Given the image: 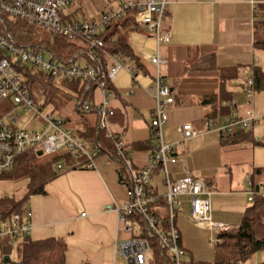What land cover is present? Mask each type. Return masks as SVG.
Segmentation results:
<instances>
[{
  "label": "crops",
  "instance_id": "0c3cea01",
  "mask_svg": "<svg viewBox=\"0 0 264 264\" xmlns=\"http://www.w3.org/2000/svg\"><path fill=\"white\" fill-rule=\"evenodd\" d=\"M123 1L126 0H79L63 13L67 20H100L104 11ZM166 9L168 17L163 27L171 31V40L161 45L132 14L134 28L127 32V39L144 71L137 69V59L124 56L135 71L123 68L111 82L114 113L109 118V128L123 137L135 167L149 164L157 142L151 128L157 100L150 87L156 85L158 74V67L150 58L159 52L166 60L159 66V72L174 97L164 125L167 134L164 140L177 144L181 140V126L186 122H191L197 131L194 137L175 148L173 154L177 161L169 163V171L174 178L188 173L204 178L212 194L213 221L222 229L236 230L250 205L239 200L240 194L250 192L247 197L250 201L251 175L257 168L264 169L254 159L259 151L257 146L264 148V138L261 140L258 133L264 121L235 133H223L221 129L232 115L247 117L251 112L264 113V94L257 93L255 109L242 101L241 95L254 69L264 70V49L258 55L255 46L259 38H264V0H167ZM80 59L77 61L80 64L92 63L86 58ZM96 92L100 94L98 101ZM75 100L71 111L76 117L72 119L67 113L66 117L59 118L63 121L68 118L64 125L92 149L97 141L91 142L79 135L87 133L89 125L98 126V116L80 114L74 107ZM101 100V91L96 89L95 104ZM240 153L248 157L238 159ZM120 169V163L102 151L95 158V167L79 165L61 170L45 186L46 193L34 194L28 199L27 208L31 212L28 235L33 240L55 238L65 244V264H120L119 255L129 264L119 244L138 231L135 229L133 234L124 231L117 212L106 209L108 204L121 205L128 200L126 173L120 174ZM163 179L160 172L153 176L151 185L157 192L167 190ZM255 182L262 185L264 173L255 177ZM181 198L183 205L176 225L182 246L189 260L204 261L195 260L184 243L180 224L195 222L189 218V197ZM197 226L209 228L203 224ZM213 229L222 230L216 226Z\"/></svg>",
  "mask_w": 264,
  "mask_h": 264
},
{
  "label": "built area",
  "instance_id": "2783aa9c",
  "mask_svg": "<svg viewBox=\"0 0 264 264\" xmlns=\"http://www.w3.org/2000/svg\"><path fill=\"white\" fill-rule=\"evenodd\" d=\"M79 0H0V101L8 100L12 110L0 114V174L12 170L20 155L32 148H38L46 154L70 153L77 165L85 160L87 167H95V158L103 151L101 143L97 142L92 149L68 129L61 118L53 114H43V107L34 100L29 86L23 77L20 67L24 64L34 66L57 79L80 80L87 89L96 85L102 94V100L97 104L79 102L76 104L87 114L98 116V129L104 130L107 137L112 139L117 151V159L126 170L127 202L108 204L107 210L117 212L124 231L133 234L136 227L138 233L132 238L119 244L122 255L129 264H151L153 249L150 238H157L160 246L165 250L164 256L170 264H195L187 258L186 249L182 246L180 231L176 225V218L183 205L181 196H188L190 200L189 218L197 224L207 225L209 228L222 229L212 219L211 192L207 190L204 178L187 174L174 178L168 168L170 162H176L173 152L185 141L197 134L191 122L181 126V140L177 144L166 143L163 137V127L169 118L168 109L174 102L170 86L159 72V66L166 60L157 52L151 56V62L158 67L156 85L150 87L155 93L156 107L152 111L151 128L157 140L152 157L148 165L135 167L129 156V149L119 134L109 128V118L113 115V90L108 82L123 68L135 71L128 65L125 57L104 51L107 57L106 65L101 61L104 42L99 37L102 31L112 22L125 15L128 10L133 14L138 24H143L155 38L158 45L171 40V31L164 29V22L168 17L167 0H144L134 2L126 0L117 7H111L101 14L100 20H67L64 9ZM7 20H22L30 25L41 26L54 34H62L70 39L82 40L86 48L74 55L73 59L62 60L52 52V56L44 53L40 45L22 44L9 30ZM103 28V29H101ZM80 53L92 63L80 64L76 60ZM255 80L253 75L247 80L245 91L250 100L254 101ZM30 113L29 119L22 120L17 111ZM41 116L45 127L31 126V118ZM264 120V115L255 112L247 117L232 115L227 118L221 129L223 133H232L238 129L250 127L253 123ZM209 123H212L210 120ZM64 151V152H65ZM63 165L59 163L57 169ZM162 173L163 183L167 190L157 192L151 182L155 173ZM258 192L264 196V184L259 186ZM254 192L249 197L252 201ZM164 201L163 205L159 201ZM165 209L166 211H164ZM85 215V213H82ZM29 211L24 218L20 213L4 222H0V242L11 238L14 245L17 239L29 234L31 222ZM218 238L214 241L216 243ZM113 264H116L113 262Z\"/></svg>",
  "mask_w": 264,
  "mask_h": 264
},
{
  "label": "trees",
  "instance_id": "16d2710c",
  "mask_svg": "<svg viewBox=\"0 0 264 264\" xmlns=\"http://www.w3.org/2000/svg\"><path fill=\"white\" fill-rule=\"evenodd\" d=\"M133 11L128 10L123 17L112 22L100 34L99 37L104 42L101 53V60L104 65H106L107 61L104 51H107L137 59V69L144 71L143 64L134 55L127 39V32L134 28ZM7 21L9 30L22 44L40 45L46 50L56 53L62 60L73 59L75 54L84 51L86 48L85 43L80 39H70L65 35L54 33L55 41L53 43L47 38H42L40 42L34 43L29 23L22 20ZM255 46L264 49V38H259ZM81 57H85L84 53H80L76 61ZM20 71L27 80L29 91L35 101L38 100L39 95H46L47 100L57 101L61 97V92H64L71 97V101L74 98L76 99L74 107L82 115L87 113L80 109L76 101L95 103V90L98 89L96 85H92L87 89L86 84L80 80L57 79L34 66L26 64L20 67ZM253 72L256 90H264V70L255 68ZM108 85L111 87L110 81ZM11 108L13 106L8 100L0 101V114L12 110ZM67 119L65 118L63 123L68 122ZM238 131H241V129L236 130V132ZM232 133H235V131ZM80 136L91 142L97 141L101 143L103 152H108L115 161L119 162L112 139L107 137L104 130L98 129L97 124L95 126L89 125L87 133ZM153 138L155 139L154 136ZM40 151L41 149L38 148L28 150L19 156L12 170L0 174V177L24 178L27 180L26 194L23 198L16 199L9 196L0 198V222L10 220L16 213H20L26 218L29 212L27 201L31 195L46 193L45 186L57 177L61 170L79 166L75 163V158L70 153L60 152L55 154L56 167H53L52 162H43L38 159L41 156L39 155ZM84 161L82 160L80 165H85ZM59 163L63 165L61 170L57 169ZM119 163L121 165L119 171L123 175L126 170L121 162ZM261 173H264V169L257 168L253 176L251 175L255 194L250 205L246 208L238 228L236 230L222 229L217 233L218 241L215 243V260L211 262L200 261L195 262V264H239L255 252L264 250V196L258 192L261 184L255 182V177ZM159 204L163 205L164 201H159ZM150 244L153 249L151 264H170L169 260L164 256L165 250L160 246L158 239L150 238ZM12 250L11 238H4L0 242V264H65L67 246L55 238L33 240L28 234H24L21 237L16 259L11 257Z\"/></svg>",
  "mask_w": 264,
  "mask_h": 264
},
{
  "label": "rangeland",
  "instance_id": "374dc122",
  "mask_svg": "<svg viewBox=\"0 0 264 264\" xmlns=\"http://www.w3.org/2000/svg\"><path fill=\"white\" fill-rule=\"evenodd\" d=\"M80 19H82V17H80ZM31 34H32V41L34 43L40 42L42 38H47L50 40L51 43H53L55 41V37L53 35V33L41 26H37V25H31ZM257 52L258 55L261 54L262 50L260 48H257ZM44 53L48 56H52V52L49 50H43ZM82 59L85 60V57H81ZM80 59V60H82ZM247 86V83L246 85ZM257 93H261L264 94V90H255V94H254V104L252 103V101L250 100V97L247 96L246 91H244L243 93H241V95H243L244 100L242 101H246L247 105L250 106L252 108V105L255 109L256 102H257ZM264 96V95H263ZM96 97H97V101L100 98V94L99 92H96ZM38 103L42 105L43 107V114H53L54 116H58V117H66V114H70V116L72 117H76V113H73L71 111V107L73 108V100L71 101V97L68 96V94L61 92V97L58 98L57 101L55 100H47V96L46 95H39L38 98ZM12 109V108H11ZM253 109V108H252ZM256 115L261 116L264 115V113H260V112H255ZM17 114L19 115V117L24 120V119H29L30 118V113L25 112V111H17ZM264 121V120H262ZM260 121V122H262ZM29 124H31L30 127L32 126H37V127H45L46 123L45 121L42 119L41 116H36L30 119ZM257 124V123H255ZM264 126V123H262ZM252 126V125H251ZM263 126H261L259 128V130L261 129V132L258 131V133L261 135V140L264 138L262 135L264 133V130H262ZM167 136L164 127H163V137L165 139V137ZM166 140V139H165ZM259 147H263V145L259 146ZM256 149V148H255ZM259 151H258V150ZM256 151L257 154L256 156H254L255 162H259L262 163L264 165V148L259 149L257 146ZM65 151V149H63V152ZM54 157L55 154H42L41 156H39L38 159H40L41 161H48V162H52L53 167H56V162L54 161ZM248 156H246L244 153H240L237 158L238 159H245ZM249 159V158H248ZM252 165H249V167H251ZM244 174V173H243ZM26 187H27V180L26 179H22V178H5V177H0V198L4 197V196H9V197H15L16 199H20L23 198L26 194ZM246 188V187H245ZM249 191V190H248ZM241 193V191H240ZM249 194L244 195V194H240L239 200L243 201L244 200V205L246 203L250 204L251 202L248 201V195H250V192H248ZM1 209V208H0ZM188 222V221H187ZM180 227L182 229V234H183V239H184V243L189 247V249L191 250L195 260H201L203 259L204 261H214L216 258V251H215V243L214 241L217 238V230L216 229H209V228H204L201 226H197L196 223H181ZM138 231V228H136V232ZM20 242L21 239L15 242L14 245V249L11 253V256L13 257V259H16V252L17 249L20 248ZM189 259V258H188ZM118 262L120 264H126L125 259L119 255L118 256ZM239 264H264V250H260L255 252L254 254H252L250 257H248L247 259L241 261Z\"/></svg>",
  "mask_w": 264,
  "mask_h": 264
},
{
  "label": "water",
  "instance_id": "95a60500",
  "mask_svg": "<svg viewBox=\"0 0 264 264\" xmlns=\"http://www.w3.org/2000/svg\"><path fill=\"white\" fill-rule=\"evenodd\" d=\"M42 154H43V151H40V152H39V155H42Z\"/></svg>",
  "mask_w": 264,
  "mask_h": 264
}]
</instances>
